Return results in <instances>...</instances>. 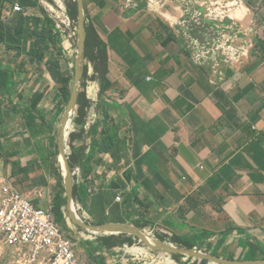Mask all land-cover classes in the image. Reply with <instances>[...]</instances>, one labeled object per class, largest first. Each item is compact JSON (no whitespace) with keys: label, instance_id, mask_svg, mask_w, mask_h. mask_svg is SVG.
Wrapping results in <instances>:
<instances>
[{"label":"crops","instance_id":"1","mask_svg":"<svg viewBox=\"0 0 264 264\" xmlns=\"http://www.w3.org/2000/svg\"><path fill=\"white\" fill-rule=\"evenodd\" d=\"M71 1L0 0V182L60 209L77 251L99 264H264V0H247L244 58L215 65L176 34L188 0L165 16L84 0L74 18ZM83 16L105 76L81 55ZM66 153L82 227L66 217Z\"/></svg>","mask_w":264,"mask_h":264},{"label":"built area","instance_id":"2","mask_svg":"<svg viewBox=\"0 0 264 264\" xmlns=\"http://www.w3.org/2000/svg\"><path fill=\"white\" fill-rule=\"evenodd\" d=\"M172 0H147L146 9L157 15L165 16ZM125 7L137 8V0H125ZM15 12H23L21 6ZM62 25L73 27V22L64 13ZM71 125L64 130V141L70 137ZM69 171L70 157H64ZM72 177L77 171L71 168ZM0 182V264H99L84 258L77 251L74 241L67 236L52 211L39 208L32 200L22 194L8 180ZM119 201V198L117 199ZM83 209L74 199L70 203L66 217L81 223Z\"/></svg>","mask_w":264,"mask_h":264},{"label":"rangeland","instance_id":"3","mask_svg":"<svg viewBox=\"0 0 264 264\" xmlns=\"http://www.w3.org/2000/svg\"><path fill=\"white\" fill-rule=\"evenodd\" d=\"M147 5V0H137ZM173 1V0H172ZM185 17L175 26L193 59L207 65L229 64L244 58L250 44L251 23L247 0H188ZM68 224V223H67ZM68 226L62 224L68 233ZM4 244L0 241V247ZM143 244L135 247H143ZM153 264H162L155 262ZM164 264V263H163Z\"/></svg>","mask_w":264,"mask_h":264},{"label":"trees","instance_id":"4","mask_svg":"<svg viewBox=\"0 0 264 264\" xmlns=\"http://www.w3.org/2000/svg\"><path fill=\"white\" fill-rule=\"evenodd\" d=\"M68 5V12L71 18H74L76 14L74 12H78L80 3L78 0H72L71 2L67 3ZM85 33H86V43H85V55L91 60L96 68L97 73L100 76H105L108 69V57L105 47L103 46L102 41L99 38V34L97 33L94 25L88 23L86 19L85 25ZM5 76L4 74H1ZM2 79V78H0ZM65 204V201L62 202ZM57 221L62 219V214L60 209L56 214ZM201 264H207V262L203 261Z\"/></svg>","mask_w":264,"mask_h":264},{"label":"water","instance_id":"5","mask_svg":"<svg viewBox=\"0 0 264 264\" xmlns=\"http://www.w3.org/2000/svg\"><path fill=\"white\" fill-rule=\"evenodd\" d=\"M80 3V7L81 9L84 11V0H78ZM85 25H86V18L83 16L82 20H81V29H80V33H81V55L83 56L85 54V43H86V33H85ZM76 103V98L74 99V104ZM73 104V105H74ZM75 106V105H74ZM73 113V109L71 110V113ZM69 124L68 119L63 122L62 124V130H61V138H62V143H64V134H63V130L64 128ZM64 155V154H63ZM68 181H67V190H68V195H69V201L70 203L74 201V183H73V177H72V173H71V167H69V171H68ZM75 224L77 226H81L82 224L80 222H76L74 220ZM116 227L113 226H106L104 229H102L104 232L106 233H125V232H129L130 230L128 228H123L125 229L124 231H116L114 230ZM149 245V244H148ZM153 250H160L162 247L158 246H153V245H149ZM167 252L170 253H174L177 250L176 249H166Z\"/></svg>","mask_w":264,"mask_h":264},{"label":"bare ground","instance_id":"6","mask_svg":"<svg viewBox=\"0 0 264 264\" xmlns=\"http://www.w3.org/2000/svg\"><path fill=\"white\" fill-rule=\"evenodd\" d=\"M114 230H116V231H124L125 229H123V228H115ZM130 232L131 233H135L132 230H130ZM142 237H144V235H142ZM129 252H131V253H143V252H146V250H144L143 248H140V247H132V248L129 249ZM171 263H173V262H171L169 260L167 261V264H171Z\"/></svg>","mask_w":264,"mask_h":264}]
</instances>
